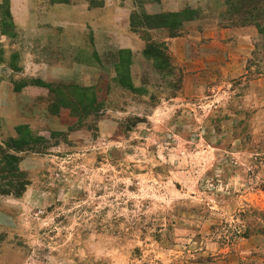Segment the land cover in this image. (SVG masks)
Listing matches in <instances>:
<instances>
[{"label": "rangeland", "instance_id": "obj_1", "mask_svg": "<svg viewBox=\"0 0 264 264\" xmlns=\"http://www.w3.org/2000/svg\"><path fill=\"white\" fill-rule=\"evenodd\" d=\"M88 1L77 32L78 0H0V183H26L0 189V264H264L257 26L233 0Z\"/></svg>", "mask_w": 264, "mask_h": 264}, {"label": "trees", "instance_id": "obj_2", "mask_svg": "<svg viewBox=\"0 0 264 264\" xmlns=\"http://www.w3.org/2000/svg\"><path fill=\"white\" fill-rule=\"evenodd\" d=\"M231 8L233 12L236 13L237 15L238 14L240 15V13L241 15H246L245 19L248 20L251 24H254L257 26L259 33L263 36V39H264V0H233L231 2ZM183 13L178 12V13H169V14H161V15L160 14L159 15H148V17L150 16L151 18L156 17V19H159V20L160 18H162L164 21L171 18L172 19L171 23L168 24L167 22H162V23L159 22L158 24L153 25V27L167 26L172 29V28H175L176 25H179V22H180L179 18L180 16L183 15ZM21 137L11 139V142L14 144L13 146L14 148L10 147V144L8 146L12 149L18 150V149H26L27 148L26 144H27V146H29L28 148H32L28 144L29 142L25 141ZM6 155L10 159L9 162H7V164L9 163V166H11L12 164L11 161L13 160L15 161V159H17V156L12 153H7ZM9 166L4 167L2 171H7ZM9 171H10V168H9ZM16 186H19L18 188L20 189H18ZM25 188H26L25 182L20 183L18 185H14L13 183H5V184L0 183L1 191L5 193H12V194L19 195L23 193Z\"/></svg>", "mask_w": 264, "mask_h": 264}, {"label": "crops", "instance_id": "obj_3", "mask_svg": "<svg viewBox=\"0 0 264 264\" xmlns=\"http://www.w3.org/2000/svg\"><path fill=\"white\" fill-rule=\"evenodd\" d=\"M89 4L88 0H78V5L73 6V10L76 11V16L71 22V26L75 29V31H83L85 27L90 24L91 18H92V11L87 8ZM104 10L106 11L107 17L104 16V18H107V22L104 24V26L107 28H112L113 26L116 27L118 24V21H116V8L115 5H113L112 2L106 3ZM82 11L83 15L79 13ZM82 19V20H81Z\"/></svg>", "mask_w": 264, "mask_h": 264}]
</instances>
